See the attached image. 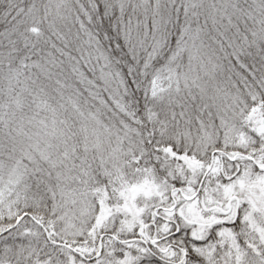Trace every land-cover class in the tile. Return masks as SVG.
Listing matches in <instances>:
<instances>
[{"label": "snow or ice", "instance_id": "obj_1", "mask_svg": "<svg viewBox=\"0 0 264 264\" xmlns=\"http://www.w3.org/2000/svg\"><path fill=\"white\" fill-rule=\"evenodd\" d=\"M0 264H264V0H0Z\"/></svg>", "mask_w": 264, "mask_h": 264}]
</instances>
